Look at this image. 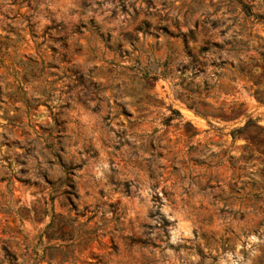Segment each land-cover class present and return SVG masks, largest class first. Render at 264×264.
<instances>
[{"label":"rangeland","instance_id":"rangeland-1","mask_svg":"<svg viewBox=\"0 0 264 264\" xmlns=\"http://www.w3.org/2000/svg\"><path fill=\"white\" fill-rule=\"evenodd\" d=\"M0 264H264V0H0Z\"/></svg>","mask_w":264,"mask_h":264},{"label":"trees","instance_id":"trees-1","mask_svg":"<svg viewBox=\"0 0 264 264\" xmlns=\"http://www.w3.org/2000/svg\"><path fill=\"white\" fill-rule=\"evenodd\" d=\"M250 123H251V121L249 120V121L245 124V127H247ZM237 131H238V130H237ZM164 222H165V221H164ZM139 243H142V244H143L142 241H139Z\"/></svg>","mask_w":264,"mask_h":264}]
</instances>
